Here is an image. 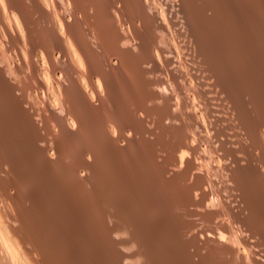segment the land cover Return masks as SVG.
Wrapping results in <instances>:
<instances>
[{
    "label": "bare ground",
    "instance_id": "6f19581e",
    "mask_svg": "<svg viewBox=\"0 0 264 264\" xmlns=\"http://www.w3.org/2000/svg\"><path fill=\"white\" fill-rule=\"evenodd\" d=\"M171 26L208 81L182 67ZM0 89L10 105L0 114V264H264V0H0ZM67 169L81 184L69 180L71 193ZM34 172L47 190L34 195L64 188L63 203L125 211L101 207L88 250L71 240L82 253L62 262L65 236L64 252L78 250L67 234L81 216L73 201L63 204L73 202V223L66 206L67 220L54 216L59 194L53 216L50 200L43 211L30 199ZM153 221L178 243L165 227L156 236L157 223L143 233Z\"/></svg>",
    "mask_w": 264,
    "mask_h": 264
},
{
    "label": "rangeland",
    "instance_id": "374dc122",
    "mask_svg": "<svg viewBox=\"0 0 264 264\" xmlns=\"http://www.w3.org/2000/svg\"><path fill=\"white\" fill-rule=\"evenodd\" d=\"M178 27H179V26H178ZM179 28H180V27H179ZM169 31H170V34H171V35H172V33H173L172 36H173L174 38L169 34ZM169 31H167V33H166V34H168V35L165 34V38H167V40H168L169 42L172 41L171 44H172L174 47H176L177 52H178V50H179V52H180V53L178 52V55H179V56H180V55L182 56V55L184 54V56H185L186 58L188 57V58L186 59L184 56H182V57H183L182 59H185V61L183 62V64H184L185 62H187V66H189V67L191 66V68H188L187 66H185V64H186V63H185L184 66H182V67L185 68V70H186L187 72H188V70L190 69V72H188V73L194 72V73H197L198 75L201 74V76H204V75H205V76H204V77H206L205 80L208 81L209 78L206 76V75H208V72H207V69H208V68L206 69L204 64H201V66H200V64H198L200 67H199L198 65H196V64L194 63V62H196V61H195V60H196L195 57H194V59H192L194 62H192L191 58H193V55H192V54H193V51L191 50V52H190V50H187V48H188L189 46L185 45L186 43L188 44V42L185 43V41H184V40L187 41L186 38H184L182 35H180V36L183 37V38L181 37V38H182V39H181L180 36H179V32L175 34V32L178 31L177 26H176L175 30H174V28H172V26H171ZM174 31H175V32H174ZM174 35H176V36H174ZM166 36H167V37H166ZM169 36H171L172 39H171V37H169ZM176 37H177V38H176ZM178 37H179L180 39H179ZM169 39H170V40H169ZM174 39H175V40L178 39V41L181 40V42H178L177 40H176V42H175ZM182 40H183V42H184L183 44H181V43H182ZM173 43H174L175 45H174ZM176 43H177V44H176ZM179 43H180V45H179ZM177 45H178V46H177ZM183 45H185V46H183ZM188 45H189V44H188ZM180 46L183 47V48L181 49ZM186 46H187V47H186ZM184 47H185V48H184ZM190 48H191V47H189V49H190ZM182 50H184V51H186V52H185V53L183 52V54H182ZM188 51H189V53H187ZM9 53L11 54L12 52L9 51ZM185 54H186V55H185ZM11 56H12V54H11ZM181 56H180V57H181ZM191 56H192V57H191ZM189 57H190V58H189ZM12 58H13V56H12ZM180 59H181V58H180ZM187 60H189V62L191 61L190 63H191V64L193 63V64H192V65H188V61H187ZM181 61H183V60H181ZM194 64H195V65H194ZM192 66H193V68H194L195 66H196V68H198V69L194 68V69L196 70V72H195V70L192 68ZM201 67H202V68L204 67L205 69L203 70ZM187 69H188V70H187ZM199 69H200V70H199ZM191 70H192V71H191ZM193 70H194V71H193ZM201 70H202V71H201ZM197 71H198V72H197ZM199 71H201L202 73H199ZM205 71H206L207 73H206ZM203 72H204V74H203ZM205 73H206V74H205ZM162 74H164V73H162ZM202 74H203V75H202ZM164 77H165V74H164ZM28 80H29V79H27L25 82L28 83V82H29ZM133 86H134V85H133ZM133 86H131V87H132L131 89H132V90L134 89V90H133V91L131 90V91H132V92H135L136 87L133 88ZM1 90H2V89H0V91H1ZM137 92H139V91L136 90V93H137ZM3 93L6 94V92H4V91L2 90L0 94L4 95ZM212 93L215 95V92H212ZM137 94H139V93H137ZM137 94H135V93L133 94V95H134L133 97H135V99H134V98H133V99H134L135 102H137V100H138V102H140V101H139L140 98H139L138 96H140L141 94H140V95H137ZM210 94H211V92L208 93V95H210ZM213 94H212V95H213ZM214 95H213V96H214ZM218 95H219V94L217 93V96H218ZM2 97H3V96L0 95V98H2ZM10 97H11V96H10ZM10 97H9V98H10ZM12 97H14V96H12ZM136 97H138V99H137ZM140 97H141V96H140ZM14 98H15V97H14ZM14 98H13V99L11 98V99L14 100V102H15V99H16V98H15V99H14ZM11 99H10V100H11ZM136 99H137V100H136ZM12 100H11L10 102H12ZM196 100H197V99H196ZM2 101H3V100H2ZM197 101H198V100H197ZM215 101H217V99H216ZM10 102H9V104H10ZM131 102H132V101H131ZM196 103H199V102H196ZM124 104L126 105L127 108H128V107L131 108V107L133 106V105H132V106L130 105V104H132V103L129 104V101H128V104H127V103H124ZM124 104H123V106H125ZM0 105H1V106H2V105H5L4 108H2V107L0 106V107L2 108V109L0 108V114L3 113L2 115H5V114L7 115V113H5L4 110H3V109H6V106L8 105L7 102H5V103H4V102H3V103L0 102ZM127 105H128V106H127ZM129 105H130V106H129ZM9 106H10V105H8L7 107H9ZM2 111H3V112H2ZM130 113H131V112H130ZM133 115H134V114H133ZM133 115H132V116H133ZM128 116H131V115H128ZM132 116L129 117V118H132ZM134 116H137V115H134ZM10 117L12 118V116H8L7 119H6V117H5V120H8V119H9V121H10V120H11ZM3 118H4V117H3ZM132 119L136 120L137 117H136V119H135V117L132 118ZM132 119H131V120H132ZM26 121L28 122L29 120H26ZM1 122H2V123H1L0 127L3 126V121H1ZM27 122H25V123H27ZM21 123H22V122H19V121H18V124L16 123V127H17L19 124H21ZM4 124H5V122H4ZM13 125H15V123H13ZM40 127H41V126H40ZM39 129H41V130L38 131V133H40V132H41V133H44V131L42 130V129H43L42 127H41V128H38V130H39ZM10 137H11V138H10ZM10 137L7 136V138L10 140V139H12V137H14V135H13V136H10ZM16 137H17V136H15L14 139L11 140V142H13V143L15 142V143H16L17 139L19 138V137H18V138H16ZM8 139H7L6 144L8 143ZM15 140H16V141H15ZM147 142H148V141H145V143H147ZM13 143H12L11 146H14L15 143H14V144H13ZM143 143H144V142H143ZM145 143H144L143 145H145V146L148 148V143H147V145H146ZM39 144H44V143H43V142H39ZM149 144H151V143H149ZM8 145H9V147H8ZM143 145H142V146H143ZM11 146H10V143H8V144H7V147H6L7 150H9ZM14 147H15V146H14ZM14 147H12V148L10 149V151H14V152H15V148H14ZM13 148H14V149H13ZM143 148H145V147L143 146ZM147 148H146L145 150H147ZM141 149H142V148H141ZM148 149L150 150V145H149V148H148ZM142 150H143V151H142V152H143V153H142V154H143V157H144V155L146 156L145 153H149V154L151 153V154H152V152H148V150H147V151H145L144 149H142ZM144 151H145V152H144ZM14 152H12V153H14ZM15 153H16V152H15ZM151 154L149 155V157H148V154H147V159H146V157L144 158V159H146L145 161H146L147 163H149L148 158L150 159V162H153V161H151V160H152L151 158H153V160H154V157H152L153 155H151ZM14 156H15V154H14ZM16 156H17V155H16ZM16 156H15V157H16ZM150 156H151V158H150ZM18 157H20V155H18ZM16 158H17V157H16ZM20 158H21V157H20ZM20 158H17V159L20 161L19 164H21V163H23V162L25 161L24 159H21V160H22V162H21ZM14 159H15V158H13V160H14ZM18 160L15 159V162H13V163H14V164H15V163L18 164V162H16V161H18ZM147 160H148V161H147ZM154 162H155V161H154ZM155 163H157V162H155ZM155 163H153L154 166H153L151 163H149V165L152 166V167L150 166L151 168L155 167V169H158V167L155 166V165H159V163H157V164H155ZM153 169H154V168H153ZM155 169H154V170H151L153 174H152V173L150 174V171L148 172L150 177H151V175H152V177H153L154 172H155ZM153 171H154V172H153ZM36 172H38V170H36ZM66 172H68V169L65 170V171L63 172L64 174L62 173V175H64V176L67 175V176H68V175L70 174L68 177L65 176V178H64V177L61 175L62 180L64 179V180H63V183L65 184V187H67L66 184H68V185H72L71 183H73V185H74V184L76 185V183H77V184L80 183V181H77V182H76V178H71V177H73V174H72L73 171H71V169L69 170V172H71V173L68 172L67 174H65ZM12 173H13V172H9V173H6V174H7V175L9 174V178H10V174L12 175ZM39 173H40V171H39ZM155 173H156L155 175H157V172H155ZM36 174H37V173H36ZM71 174H72V176H71ZM3 175H4V178H5V174H1L2 177H3ZM14 175H15V174L13 173V177H14ZM34 175H35V172L33 173V177H34V178H33L32 180H36V179H37V176L39 177V175H35V176H34ZM70 176H71V177H70ZM13 177H11V178L13 179ZM16 177H17V175L14 177V179H17ZM66 177H67L68 179H67ZM69 177H70V178H69ZM6 178H8V177H6ZM9 178L6 179V180H7V181H13V180H10L11 178H10V179H9ZM153 178H155V177H153ZM156 178H158V175H157ZM72 179H73V180H72ZM17 180H18V179H17ZM17 180H14V181H17ZM38 180H39V181H38ZM66 180H67V182H66ZM69 180H71L72 182L69 181ZM37 181H38V184H37V183H33L34 181H33V182L31 181V182H32V185H31V182H26V183H25L26 185H27V183H28L29 186H31V187H29L31 190H28L29 188L25 187V188H26V191H25V192H28L29 194H31V195H30V196H31L30 199H32L33 201H35L34 199L36 198V199H37V200H36V203H38L37 201H40V202L38 203L39 206H40V203H41V207H42L43 205H46V204H48V203H52V202H54V201H51V199L54 198V197H56L57 194H59V195H58V199L54 198V200H57V201H56L57 204H56L55 202L52 203V204H54V205L56 204V205L59 207V209H57L56 205L54 206V207H56V209H57V211L54 212V214L57 213L58 211L61 213V210H62V213H63V209H61V208H63L64 206H66L67 209L70 210V211H71L72 208H73V210H75L76 206H77V208H78V209H76V210H79V209H80L78 213H81V214L76 213V212H75L76 210H75L74 212H73V210H72V211H71V214L69 213V214H70L69 216H68V214H67L66 217L64 216L65 214H62V213L59 214V212H58L57 215H54V214H53L54 216H57L58 219L60 218V216L63 215V216H64V219L66 218V220H67V216L69 217V218H68V220H69L70 218H71V219H74L73 217H76V215H78V216H81L80 218L76 217V219L78 218V219L80 220V221L77 220L78 223H80L81 225H84L85 222H86V223L88 222L89 227L87 226L88 224H87V225L85 224V225H86L89 229H87V227H86L85 225H84L85 227H82V226L80 225V227H77V228H79V229H76V230H78L79 234H80V232H82L83 234L85 233L84 235L81 233L83 237L80 236L79 234H78L77 236L75 235V234H77V231H75L74 227L76 228V225H79V224H77V221L75 222V225H74L73 222H74L75 219H74V220H69V223H70V221H71V222L73 221V222H72L73 224H70V225H69L68 222L65 223V224H68V226H71V227L74 226V227L71 228L73 231H70L71 229H69V232H70L71 234H69V233L67 234V235H69V236H67V239L69 238L70 241H69V239H68L67 241H69V242H73V241H76L77 238H78V242H79L80 239L82 238V239H81L82 241H80L79 243L76 241L77 244H78V246H80V245L82 246L81 243L83 242V239H84L85 237H87V236H86V231H87V230H88V231H89V230H93L92 232H94L95 229H94L93 226H92V227H93V229H92V227L90 226V224H91V223H93V225H94V224H97V222H98V220H99V218H100L99 214H100L101 212H102L101 214L104 213L102 209L106 208V209H104V211L106 210V212H107V209H108V211H110V209L114 208V207H110V206L105 205V204H99V205H97V208H96L97 210H95L94 205L91 204L90 202H88L89 204L87 203V205H86V207H85V205H83V204H84V203H83L84 201H82V197L80 198V197L76 196V197L74 198L76 201H74L73 198H72L71 200H69L70 202L73 201V202L75 203V208H74V204H73V202H72L73 205L71 204L72 207H71V209H69L70 206L63 205V204H68L69 201H68V202H65V201H64L65 203H63V202H62V198H61V196L63 195V192H64L65 194L67 193V191H69L70 193L72 192V191H70V190L73 189V188L70 187V186L67 187V188H65V189L62 188V190L64 189V190H67V191H63V192H62L61 189H58L56 195L54 194L55 196L52 195V194L50 195V193L48 192V195H49L50 199H46V198L48 197V196H45L46 194H45V195H42V194H41V195H42V200H43V197H44V196L46 197V198L44 197L45 200H47V201L50 200V202H47V203H46V201H44V200L41 201V200H40V198H41L40 193L44 192L43 190H45L46 187H43V186H42L43 188H40V186L42 185V183H40V178L37 179ZM41 181H42V180H41ZM46 181H47V180H45V182H46ZM73 181H74L75 183H74ZM35 182H36V181H35ZM68 182H69V183L71 182V183L69 184ZM39 183H40L41 185H40ZM43 183H44V182H43ZM26 185H25V186H26ZM34 185H37V186L39 185V187L37 188V187L34 186ZM80 185H81V184H79L76 188H78ZM23 186H24V185H23ZM27 186H28V185H27ZM32 186L35 187V188H33ZM23 188H24V187H23ZM23 188H22V190H25V188H24V189H23ZM32 188H33V189H32ZM36 188H37V189H36ZM68 188H69V189H68ZM39 189H40V190H39ZM27 190H28V191H27ZM32 190H35V191L31 192ZM36 190H37V191H36ZM41 190H42V191H41ZM60 190H61V191H60ZM100 190H101L102 192H104V190H106V189H104V190H103V189H100ZM45 191H47V190H45ZM59 191L62 193V195H61V193H60ZM106 191H107V190H106ZM106 191H105V192H106ZM34 192H36V193L40 192L39 195L37 194L38 197H36L37 195H34V194H35ZM69 192H68V193H69ZM44 193H47V192H44ZM68 193H67V194H68ZM65 194H64V195H65ZM32 195H33V196H32ZM30 196H29V197H30ZM34 196H35V197H34ZM52 196H53V197H52ZM20 197H22V196H19V199H20V200L24 198V197H22V198H20ZM29 197H28V198H29ZM62 197H63V196H62ZM76 198H79L80 200H79V199H76ZM16 199H17V200H16ZM19 199H18V197H17V198L15 197V199H14V197H13V200H12V201H13V202L15 201V203H20V202H21V203H25V201H26V202H27V201H30V200L28 199V200H23L24 202H22V201H19ZM25 199H26V198H25ZM52 200H53V199H52ZM63 200H64V199H63ZM58 201L60 202V204H59ZM80 201H81V202H80ZM43 202H44V203H43ZM61 202H62V203H61ZM76 202H77V203H76ZM78 202H79L80 204H79ZM45 203H46V204H45ZM13 204H14V203H13ZM52 204H48V206L50 205V207H51ZM58 204H59V205H58ZM61 204H62L63 206L60 207ZM85 204H86V202H85ZM68 205H69V204H68ZM79 205H80V207H78ZM89 205H90V206H89ZM101 205H102V206H101ZM81 206L84 207V208L82 209ZM87 206H88V207H87ZM91 206H92V207H91ZM118 206H119V205H118ZM120 206H121V204H120ZM120 206H119V207H120ZM129 206H130V205H127L126 212H129V211L127 210L128 208L130 209L131 206H130V207H129ZM132 206H133V205H132ZM54 207H53V205H52V207L50 208L52 211H50V209H47L48 212L50 211L49 213H51V212L55 211V208H54ZM66 207H65V208H66ZM68 207H69V208H68ZM90 207L92 208V209H91L92 211H93V208H94V211H95L94 216L92 215V213H93L94 211L90 213V211H91V210L89 209ZM98 207H99V208H98ZM101 207H104V208H102V209L100 210ZM133 207H134V206H133ZM133 207H131V209L135 211V209H137V208L134 207V209H133ZM52 208H54V209H52ZM65 208H64V209H65ZM85 208H87V209L89 210L88 213H90L92 216L89 214L90 216H86V217H85V215L88 214L87 212L84 211V210H86ZM41 209H43V211H44V210H45V209H44V206H43V208H41ZM60 209H61V210H60ZM98 209H99L100 211H98ZM117 209H118V208H117V206H116V208H114L113 210H115V211L117 212ZM119 209H120V210H122V209L124 210L123 207H120ZM82 210H83V212H82ZM120 210H119L117 213H119V212L122 213L123 210H122V211H120ZM12 211H13V210H12ZM12 211H11V212H12ZM86 211H87V210H86ZM97 211H98V213H97ZM124 211H125V210H124ZM130 211H131V210H130ZM8 212L10 213V211H8ZM45 212H46V211H45ZM72 212L76 214V215L73 214V217L71 216V215H72ZM106 212H105V213H106ZM172 212H173V211H172ZM12 213H13V212H12ZM14 213H15V212H14ZM82 213H83V214H82ZM84 213H85V215H84ZM105 213H104V215H106ZM124 213H125V212H124ZM175 213H177V211H174V213H172V214L175 215ZM97 214H98V215H97ZM101 214H100V215H101ZM149 214H150V215H151V214L153 215V213H149ZM51 215H52V213H51ZM53 215H52V216H53ZM95 215H97V216H95ZM170 215H171V213H170ZM174 215H171V216H174ZM70 216H71V217H70ZM83 217H84L85 219H86L87 217H89V218L92 217V219H95V218H96V220L92 221V219H89V218H87V219L85 220V219H83ZM97 217H98V218H97ZM176 217H177V214H176ZM81 219H82V220H81ZM83 220H84V221H83ZM87 220H88V221H87ZM175 220H176V218L174 219V217H173L172 221H175ZM36 221H37V220H36ZM36 221H34V224L36 223ZM42 221H43V220L41 219V220H40V223H41ZM82 221H83V223H81ZM105 221L107 222V219H106V218H105V220H104V224H105ZM38 222H39V221H38ZM38 222H37V223H38ZM64 222H65V221H64ZM153 222H154V223L149 222V224L152 223V225H153V226L150 228V230L146 228V229L143 231V233H146V232H147L148 234H149V233H150V234L153 233V234H151V236H154V234L156 235V233H158L156 236H158V235L161 236V238H160V237H158V238H160L161 240L163 239V241H164V238H165L164 236H166V234L168 235L167 237H169V238H173L172 236L169 235L170 233H171V235H172V230H171L172 228H171V227L169 228L168 226H165L164 223L162 224V222H160V221H158V222H157V221H153ZM37 223H36V224H37ZM156 223L158 224L157 226L162 225V227L159 226L160 229H161V231H160L159 227H157L156 225H154V224H156ZM159 223H161V224H159ZM108 224H109V222H107V225H108ZM149 224H147V226L150 227L151 225H149ZM91 225H92V224H91ZM105 225H106V224H105ZM163 225H164V226H163ZM96 226H97V225H96ZM147 226H146V227H147ZM154 226H156V227L154 228L155 230L153 229ZM149 227H148V228H149ZM164 227H165V229H164ZM80 228H82L81 230L84 229V232H83V231H79ZM156 228L159 229V230L157 231ZM162 228H163L165 231L162 230ZM168 228L170 229L171 232H170V231H167V230H169ZM85 229H86V231H85ZM151 229H152V230H151ZM147 230H149L150 232L147 231ZM88 231H87V233H88ZM145 231H146V232H145ZM152 231H153V232H152ZM154 231H157V232L155 233ZM162 231H164L165 233H166V231H167L168 233H169V232H170V233H169V234L166 233V234H164V236H163L162 233H164V232H162ZM174 231L176 232L175 229L173 230V233H174ZM73 232H75V234H74ZM90 232H91V231H89V233H90ZM159 232H160L162 235H161ZM53 233H54V232H53ZM56 233H57V234H56ZM55 234L58 235L59 232H55ZM72 234H74L73 237L71 236ZM150 234H149V235H150ZM59 235H60V234H59ZM59 235L56 236V238H55V237H54L55 235L53 234L52 237H53L54 240H53L52 237H51V239H52V240H51V243H52V241H54V245H58V246H56L57 249L54 247L56 250H55L54 248H53V250H51V252L54 251V252H52L54 255H53V254H50V256L52 255V256H56V257H58V256L61 255L60 257H62V256L64 255V256L67 258V256H69V255H73V254H74L73 257H74V256H77V255H81L82 252L79 251V247H78V246L76 247V244H75L74 242H73V243H74L73 245H74V247H76V249H78L77 252H75L76 250H75V251H74V250L71 251V250L69 249L70 247H67V250H68V251L65 250V252L67 251V252L65 253L63 249H66V246H67L66 244H68V246H69V244H72V243H67V242H66V239H65L66 236L64 237V236L62 235V236L64 237V241H65V243H63L64 241H63V242L60 241ZM70 236H71V237H70ZM75 236H76V237H75ZM78 236L80 237V239H79ZM162 236H163V237H162ZM175 236H176V235H174V237H175ZM167 237H166V238H167ZM177 237L179 238L178 234H177ZM177 237L173 238V239H174V242H175V239L178 240ZM71 238H72V239H71ZM74 238H76V239L74 240ZM169 238H167V239H169ZM56 239L59 240V243H60V244H61V242H62V246H61L60 244H58V242H57L58 240L55 241ZM62 239H63V238H61V240H62ZM152 239H153V238H152ZM152 239H151V240H152ZM160 239H159V240H160ZM173 239H172V240H173ZM179 239H180V238H179ZM71 240H73V241H71ZM165 240H166V239H165ZM172 240L169 239L170 242H171ZM41 241H43V240H41ZM47 241L50 243L49 239H48ZM178 241H179V240H178ZM44 242H45V241H43V243H44ZM156 242H157V241H156ZM156 242L154 241V243H156ZM165 242H168V240L165 241ZM170 242H168V243H170ZM172 242H173V241H172ZM172 242H171L170 245H174V244H172ZM41 243H42V242H40L39 245H40ZM43 243H42L41 245L43 246L42 248L44 249V247H45L46 245H44L45 243H44V244H43ZM51 243H50V244H51ZM55 243H57V244H55ZM177 243H178V242L176 241L175 244H177ZM64 244H65V245H64ZM79 244H80V245H79ZM83 244H84V242H83ZM85 244H87V243H85ZM85 244L83 245L84 248H81V247H80V249H83L82 251H85V250L87 251V250H88V248H87L88 245L86 246ZM41 245H40V247H41ZM63 245H64V246H63ZM73 245H71V249H72V246H73ZM60 246H61V248H63V249H61L62 251L60 250ZM85 246H86V248H85ZM74 247H73V248H74ZM58 249L62 252V254H61L60 251H58V252H60V253H59L60 255H58V254L55 255ZM74 249H75V248H74ZM151 250H152V249H151ZM69 251H71V252H73V253H71V252H69ZM154 251H155V250L153 249V250H152V252H153V255H152V256H154L155 254H160V255H161V253H159L160 251H157V250H156L157 253H154ZM68 252H69V253H68ZM78 252H79L80 254H77V255H76V253H78ZM31 253H32V252H31ZM34 253H35V252H33L32 254H34ZM67 253H68V255H66ZM151 254H152V253H151ZM34 255H35V254H34ZM64 256H63V257H64ZM36 257H37V255H36ZM60 257H59V258H60ZM65 257L63 258V260H62V258H60V259L62 260V262L64 261V259H66ZM71 257H72V256H69V259H71ZM69 259L67 258L68 261L65 260V262L67 261V264L72 263V262H71L72 260L69 261ZM60 264H61V263H60ZM92 264H93V263H92Z\"/></svg>",
    "mask_w": 264,
    "mask_h": 264
}]
</instances>
